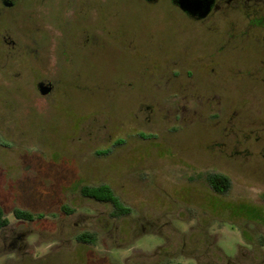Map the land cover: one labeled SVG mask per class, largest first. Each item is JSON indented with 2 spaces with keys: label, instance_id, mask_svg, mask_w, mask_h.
Segmentation results:
<instances>
[{
  "label": "rangeland",
  "instance_id": "1",
  "mask_svg": "<svg viewBox=\"0 0 264 264\" xmlns=\"http://www.w3.org/2000/svg\"><path fill=\"white\" fill-rule=\"evenodd\" d=\"M14 1L0 3V264H264V0L203 21L172 0ZM103 184L129 215L82 196Z\"/></svg>",
  "mask_w": 264,
  "mask_h": 264
},
{
  "label": "trees",
  "instance_id": "2",
  "mask_svg": "<svg viewBox=\"0 0 264 264\" xmlns=\"http://www.w3.org/2000/svg\"><path fill=\"white\" fill-rule=\"evenodd\" d=\"M209 179L214 186V189L219 193L225 194L229 190L230 182L225 176L211 175L209 176ZM81 194L85 198H91L99 202L111 204L113 207L112 215L114 217H121L131 213V209L121 203L108 185L85 186L81 189ZM13 215L16 219L24 221H33L37 218H41V215H35L20 209H15ZM8 224L9 221L5 218L4 212L0 207V228L5 227ZM77 240L86 244H94L96 237L92 233H83L77 237Z\"/></svg>",
  "mask_w": 264,
  "mask_h": 264
},
{
  "label": "water",
  "instance_id": "3",
  "mask_svg": "<svg viewBox=\"0 0 264 264\" xmlns=\"http://www.w3.org/2000/svg\"><path fill=\"white\" fill-rule=\"evenodd\" d=\"M179 8L189 16L198 19L206 18L212 9L214 0H177ZM39 91L42 96L48 95L51 88L41 84Z\"/></svg>",
  "mask_w": 264,
  "mask_h": 264
},
{
  "label": "flooded vegetation",
  "instance_id": "4",
  "mask_svg": "<svg viewBox=\"0 0 264 264\" xmlns=\"http://www.w3.org/2000/svg\"><path fill=\"white\" fill-rule=\"evenodd\" d=\"M146 1H148V2H155V1H157V0H146ZM222 1H224V0H214V4H213V6H212V9H211V12H210V14L206 17V18H204V19H198V18H193V17H191V16H189L187 13H185V12H183L180 8H179V6H178V4H177V0H172V2L185 14V15H187L190 19H193V20H196V21H203V20H206V19H208L214 12H216V11H218L220 8H221V4H222ZM234 0H226V3L227 4H230L231 2H233ZM0 3L2 4V6L3 7H5V8H8V9H11V8H13L14 6H15V1L14 0H0ZM257 24H260L261 25V23H257ZM41 84H43V85H45V86H49L50 88H51V90H50V92H49V94L52 92V90H53V86H52V84L50 83V82H40V83H38V85H37V87H38V90H39V86L41 85ZM40 92V91H39ZM48 94V95H49ZM48 95H45V96H48ZM44 96V97H45ZM213 175H220V174H213ZM211 176V175H210ZM223 176V175H222ZM227 178V177H226ZM208 180H209V183H210V185H211V187H212V189L214 190V191H216L215 189H214V186L212 185V183H211V181H210V179H209V177H208ZM229 180V179H228ZM230 182V181H229ZM231 186V185H230ZM229 189H230V187H229ZM217 193H219L218 191H216ZM221 194V193H220Z\"/></svg>",
  "mask_w": 264,
  "mask_h": 264
}]
</instances>
